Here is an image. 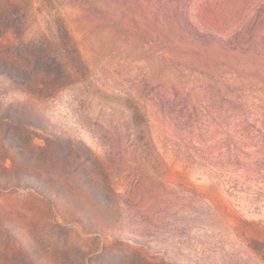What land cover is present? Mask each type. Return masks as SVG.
<instances>
[{
    "label": "rangeland",
    "instance_id": "374dc122",
    "mask_svg": "<svg viewBox=\"0 0 264 264\" xmlns=\"http://www.w3.org/2000/svg\"><path fill=\"white\" fill-rule=\"evenodd\" d=\"M52 1L0 0V74L17 88L0 99V264H264V156L238 146L250 173L230 196L173 162L153 116L169 163L143 165L126 116L137 75L159 69L133 47L172 36L174 12L203 1ZM56 13L69 45L52 39ZM56 57L72 75H50ZM177 72L163 80L198 85Z\"/></svg>",
    "mask_w": 264,
    "mask_h": 264
},
{
    "label": "trees",
    "instance_id": "16d2710c",
    "mask_svg": "<svg viewBox=\"0 0 264 264\" xmlns=\"http://www.w3.org/2000/svg\"><path fill=\"white\" fill-rule=\"evenodd\" d=\"M200 1L203 4L197 9L174 12L176 24L167 27L172 36L133 47L159 69L154 73L144 69L137 75L144 90L124 99L125 111L130 128L141 137L136 152L143 165L169 163L153 143V116L166 135L165 147L173 162L234 196L250 173L241 165L242 155L249 153L241 150L253 146L264 156V0H255L263 3L258 8H237L241 0ZM52 18L59 27V37L52 36L53 41L69 45L71 39L60 17L56 13ZM22 53L11 55L20 60ZM55 60L59 68L51 76L72 75L74 65L61 67L66 63ZM170 69L180 77L194 78L198 85L180 89L163 80ZM14 79L0 74V99L17 89ZM149 102L157 107L154 115ZM258 166L255 176L264 179V157Z\"/></svg>",
    "mask_w": 264,
    "mask_h": 264
}]
</instances>
